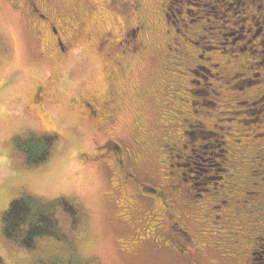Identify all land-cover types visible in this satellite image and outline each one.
I'll list each match as a JSON object with an SVG mask.
<instances>
[{
    "label": "flooded vegetation",
    "instance_id": "af4514ba",
    "mask_svg": "<svg viewBox=\"0 0 264 264\" xmlns=\"http://www.w3.org/2000/svg\"><path fill=\"white\" fill-rule=\"evenodd\" d=\"M8 1L28 19L36 38L47 53L54 55L57 65L62 58L73 57L78 39L91 40L96 35V49L102 53L101 57L107 64L103 93L89 96L88 100L73 97L71 100L80 109L83 108V113L93 120L98 130L109 128L113 134L125 110V94L120 84L132 66L131 57L136 52L151 49L149 55L153 56V30L164 28L163 48L166 49V56L163 61L170 63V60H175L177 68L171 69L172 74L165 72L173 79V84L172 92L166 93V96L171 95L170 101L165 108L162 107L160 119L156 122L164 134V139L157 145L160 153H166L165 161L161 164L160 157H153L149 162L152 166L149 175L156 184H149L137 175L139 170V175L145 172L143 155L149 154L144 153L148 147L142 144L141 134L145 135V132L138 119L133 123L136 133L128 144L124 146L109 136L96 149H107V156L113 163L107 165L111 176H119L122 184L131 185L124 195L127 208L150 210L149 222L154 229L156 245H163L173 253L180 254L186 264H264V252L260 250L257 253L258 249H262L260 242L264 240V108L251 113V116L246 111H228L231 106H256L264 100V72L261 76L253 72L259 66L263 67V63L254 59L264 55V0L238 2L241 9L233 11L231 16L235 18L240 13L242 27H247L245 32L248 36L253 32L246 42L240 33L230 42L228 50L225 49L226 43H220L214 38L215 32L211 31L215 28L219 31L221 25L209 27L199 24L202 20L205 23H217V20L227 23L228 20L205 11L182 9L181 4L199 6V3L187 0H156L155 6H147L146 0ZM106 14L108 19L112 17L111 21ZM209 16H213V19L209 20ZM106 20L109 26H106ZM98 27L102 29L101 32H97ZM207 29H210L209 35H201ZM204 40L209 43L205 47L200 44ZM256 40L260 41L254 43ZM239 42L245 43L233 49ZM181 45L185 52L180 50ZM161 49H157L159 54ZM108 50L110 52L103 54ZM188 58L196 62L213 60L211 66L218 73L212 75L207 71L208 76L203 77L204 85L200 81L190 80L187 76L197 75V71L186 65ZM60 78L63 83V75L58 81ZM210 79L213 82H208ZM72 82L74 80L66 78V84L71 85ZM191 85L195 89L202 87L189 89ZM43 89L37 84L34 92L36 105L40 104L36 99L44 97ZM238 97H243L242 101L234 100ZM226 114L232 115L225 117ZM192 127H195V131L189 132L188 128ZM211 139L216 142L217 148L216 145L198 147L215 148L214 158L219 162L208 165L206 172L213 167L216 172L202 184L203 188L182 187L191 178L179 171L183 165L173 161V152L176 148L188 149L187 144ZM182 140L186 143H182ZM162 166L165 168L164 178L161 176ZM228 175L232 177L231 181ZM255 204H263V216L253 217L254 221H259L256 227L249 219L251 210L256 211L255 214L259 210ZM245 206L252 208L241 212L240 207ZM209 225L212 228L206 229ZM211 254L214 260L206 259Z\"/></svg>",
    "mask_w": 264,
    "mask_h": 264
},
{
    "label": "rangeland",
    "instance_id": "374dc122",
    "mask_svg": "<svg viewBox=\"0 0 264 264\" xmlns=\"http://www.w3.org/2000/svg\"><path fill=\"white\" fill-rule=\"evenodd\" d=\"M187 1L199 3V6L181 4L182 9L201 13L205 11L221 18L224 16L223 19L228 20L227 23L220 20L217 23H205L204 20L199 23L209 27L221 25L219 31L216 28L211 31L215 32L214 38L220 43H226V50L240 33L244 35L245 42L250 39L253 31L249 36L245 32L247 27H242V15L238 13L235 18L231 16L233 11L241 9V4L238 3L241 0ZM154 2L156 0H146L147 6H155ZM204 4L206 5L203 7ZM227 8L233 9L230 11ZM106 17L108 19L107 14ZM208 18L212 20L213 16ZM111 19L112 17L108 20ZM108 20L105 21L106 26L110 25ZM98 31L101 32L102 29L98 27ZM208 31L210 29L201 35H209ZM164 36V28L153 30L154 55H149L152 53L151 49L143 53L136 52L131 57L132 66L120 84L125 94V110L121 123L113 134L109 128L98 130L93 120L83 113V108L80 109L71 100L72 97L88 100L89 96L103 93L107 64L101 57L102 53L96 49V35L91 40L78 39L73 57L62 58L57 65L54 55L47 53L36 38L28 19L17 12L8 0H0V257L4 264H186L180 254L155 244L154 229L149 222L150 210L127 208V198L124 195L131 185L122 184L119 176H111L107 165L113 163L107 156V149H96L109 136L124 146L128 144L136 133L133 123L138 119L145 132V135L141 134L142 144L148 147L144 153L149 154L143 155L145 165L142 169L145 172L139 175V170L137 175L149 184H156L152 175H149L150 169L152 170L149 162L153 157H160L161 164L165 161L166 153H160L157 145L164 139V134L156 126V122L160 119L162 107L165 108L170 101L171 95L166 96V93L172 92L173 84V79L165 72L172 74L171 69L177 68L175 60H170V63L163 61L166 56V49L163 48ZM243 43L235 44L233 49ZM200 44L205 47L209 43L204 40ZM158 48H162L160 54L157 52ZM181 49L185 52L183 45ZM108 52L110 50L103 54ZM254 60L263 63V67L253 70L261 76L264 72V55L261 54ZM188 61L186 65L197 71V75L187 76L190 80L203 84V77L208 76L207 71L212 75L218 73L211 66L213 60L196 62L188 58ZM61 75L63 83L61 78L58 81ZM174 75L176 78V73ZM66 78L74 82L68 85ZM208 82H213V79ZM37 84L44 88L43 99H36L39 100V105L34 103ZM201 87L195 89L191 85L189 89L197 90ZM209 98L207 99L210 100ZM242 99L243 97L234 98L236 101ZM261 108H264V100L256 106H231L228 111H246L251 116V113ZM231 115L226 114L225 117ZM191 124L194 125L192 122ZM216 125L221 126L219 123ZM188 131H195V127L188 128ZM215 131L220 132L216 128ZM46 136L55 137L50 157L40 165L26 166L24 155L15 147V143L23 144L27 140ZM181 142L186 143L185 140ZM198 145H216L217 148L216 142L211 139L187 144L188 149L176 148L173 152V161L183 165L179 171L185 177L191 178L182 186L186 189H191V186L195 189L203 188L202 184L216 172L215 167L206 172L208 165L219 162V159L214 158L215 148L199 149ZM100 154L103 156L99 157ZM176 156L179 158L176 159ZM160 170L161 176L166 177L165 168L162 166ZM228 178L231 181L232 177L228 175ZM207 186L211 187V184L207 183ZM19 197L32 198L44 205L53 204L58 233L63 239H38L35 248L31 250L23 249L5 239L1 232V218L8 205ZM60 201L73 209L75 223H72L68 213L54 205ZM262 205L255 204L259 210L257 214L251 210V218L244 213L246 218L252 220L254 227L259 221H254L253 217L263 216ZM251 208L252 206H245L239 210L247 212ZM205 228H212V225ZM260 248L262 249H258V254L260 250L264 252V240L260 242ZM214 258L211 254L206 259Z\"/></svg>",
    "mask_w": 264,
    "mask_h": 264
},
{
    "label": "trees",
    "instance_id": "16d2710c",
    "mask_svg": "<svg viewBox=\"0 0 264 264\" xmlns=\"http://www.w3.org/2000/svg\"><path fill=\"white\" fill-rule=\"evenodd\" d=\"M55 137H41L30 139L23 144L16 142L15 147L24 155L25 165L33 167L48 160L53 148ZM64 212L73 218L74 211L63 201L56 202ZM2 235L5 239L19 247L31 250L36 246V241L41 238H54L62 240L58 233V223L54 217V206L44 205L41 202L27 197L14 199L1 218ZM0 264H4L0 257Z\"/></svg>",
    "mask_w": 264,
    "mask_h": 264
}]
</instances>
